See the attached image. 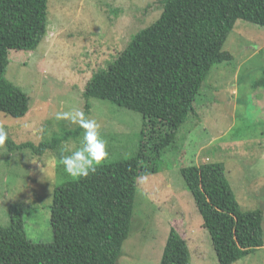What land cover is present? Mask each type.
I'll return each mask as SVG.
<instances>
[{
  "label": "rangeland",
  "instance_id": "374dc122",
  "mask_svg": "<svg viewBox=\"0 0 264 264\" xmlns=\"http://www.w3.org/2000/svg\"><path fill=\"white\" fill-rule=\"evenodd\" d=\"M159 1L48 0L46 28L26 49L0 47L5 77L29 97L24 116L0 112V127L15 145L58 141L41 154L6 143L0 148V225L9 224V204L21 203L27 238L53 240L52 191L72 179L54 164L48 180L40 164L58 159L65 146L78 147L83 135L70 119H56L58 112L81 111L97 122L109 153L105 162L136 152L141 115L96 98L86 108L82 94L91 74L158 18ZM222 49L231 59L211 67L159 170L137 179L129 233L115 264H159L171 227L185 240L190 264H218L181 175L183 167L216 161L240 208L262 211L263 246L233 264H264V27L237 19Z\"/></svg>",
  "mask_w": 264,
  "mask_h": 264
},
{
  "label": "trees",
  "instance_id": "16d2710c",
  "mask_svg": "<svg viewBox=\"0 0 264 264\" xmlns=\"http://www.w3.org/2000/svg\"><path fill=\"white\" fill-rule=\"evenodd\" d=\"M48 0H0V47L26 49L45 30ZM161 12L137 30L104 68L86 82L91 98L138 112L136 152L107 161L95 174L54 187L50 205L53 240L33 242L24 231L23 204L8 206L0 225V264H115L126 240L137 179L156 173L193 110L196 95L214 64L229 61L222 46L237 19L264 27V0H160ZM3 57V55H2ZM5 61V60H4ZM29 97L0 68V112L24 116ZM7 146L36 154L58 142ZM211 238L218 264H233L263 246L262 211L242 210L221 162L181 169ZM159 264H190L185 240L171 227Z\"/></svg>",
  "mask_w": 264,
  "mask_h": 264
},
{
  "label": "clouds",
  "instance_id": "9594fccd",
  "mask_svg": "<svg viewBox=\"0 0 264 264\" xmlns=\"http://www.w3.org/2000/svg\"><path fill=\"white\" fill-rule=\"evenodd\" d=\"M56 119H70L72 123L78 124L83 129V135L78 147L65 146L58 159L48 158L45 162L46 167L39 163L43 175L50 180L54 174V164L62 166L63 172L73 181L95 174L109 156L106 141L100 135L97 122L87 119L81 111H76L74 115L58 112ZM7 139V131L4 127H0V148L5 146Z\"/></svg>",
  "mask_w": 264,
  "mask_h": 264
}]
</instances>
